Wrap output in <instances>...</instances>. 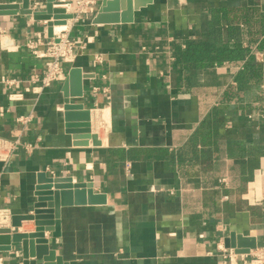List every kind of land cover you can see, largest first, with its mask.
Listing matches in <instances>:
<instances>
[{
    "label": "crops",
    "instance_id": "obj_1",
    "mask_svg": "<svg viewBox=\"0 0 264 264\" xmlns=\"http://www.w3.org/2000/svg\"><path fill=\"white\" fill-rule=\"evenodd\" d=\"M101 2L54 27L76 41V53L38 93L30 78L47 60L26 43L46 39L48 23L0 16V80H19L0 84V138L35 144L0 162V227L30 212L41 175L70 177L107 196L103 204L64 206L60 237L45 231L70 264H241L221 250L233 249L225 246L232 232L264 245V0H139L133 21L95 24ZM189 41L250 46L263 65L260 80L238 81L249 54L188 68L177 52ZM72 68L81 71L82 96H73ZM11 91L24 98L10 100ZM232 91L237 96L225 100ZM66 95L90 109L100 145L75 144L84 139L67 128ZM28 114L22 130L16 119ZM35 230L34 220H23L18 233ZM21 254L20 244L0 252L3 264H23Z\"/></svg>",
    "mask_w": 264,
    "mask_h": 264
},
{
    "label": "water",
    "instance_id": "obj_2",
    "mask_svg": "<svg viewBox=\"0 0 264 264\" xmlns=\"http://www.w3.org/2000/svg\"><path fill=\"white\" fill-rule=\"evenodd\" d=\"M127 2L126 8L124 2ZM150 1V0H149ZM56 0H46V9H34L36 0H21V2L0 3V16L3 15H30L35 21H47L48 37H55L54 27L66 25L68 19H72L74 14L64 6H55ZM144 3L139 0H102L100 8L93 17V23H119L131 22L134 20V11L138 10ZM119 14V11H123ZM125 10L127 12H125ZM69 82L75 87L73 96H82L81 71L79 68H72L69 73ZM66 125L69 132L74 133V137L80 140L75 142L78 145H88L90 139L93 145H100L101 142L97 134L91 133L90 109L84 104L73 102L66 95ZM74 110H78L77 114ZM80 119V120H78ZM78 120V121H77ZM90 182L73 183V179L40 176L39 186H37V200L33 203L32 209L27 214L12 215V227H0V252L12 250L13 244H20L23 264H70L64 260L63 256L57 255L55 244L44 238L45 231H51L52 238L61 236V212L67 205L97 203L103 204L107 201V196L94 192ZM23 220H34L36 230L31 233H18ZM246 241H251V243ZM226 248H233L237 253H249L257 248L256 239L246 240L243 235L232 232L225 240Z\"/></svg>",
    "mask_w": 264,
    "mask_h": 264
},
{
    "label": "built area",
    "instance_id": "obj_3",
    "mask_svg": "<svg viewBox=\"0 0 264 264\" xmlns=\"http://www.w3.org/2000/svg\"><path fill=\"white\" fill-rule=\"evenodd\" d=\"M96 0H67L63 6L74 14L73 19L81 18L82 14L87 9L95 10ZM36 9V4L33 7ZM11 38L6 37L1 41L2 48L9 49L13 46ZM26 45L39 57L47 60L46 70L43 74H33L30 78L34 83L35 92L38 93L44 88L49 87L54 82L59 80L65 74L64 62L73 57L76 53V41L70 38L66 32H60L54 37H46L44 40L28 39ZM43 46V47H41ZM19 82L16 78L2 77L0 84H6L9 87L16 85ZM95 89H98L97 87ZM10 100H22L24 94L21 91H11L8 95ZM31 114L20 115L16 119L21 125L22 130L26 129L32 121ZM24 147L27 151H33L35 144L26 142L22 139V135L15 138H0V162L8 163L16 150ZM221 182L226 183V178L221 179ZM223 254L229 258H240L241 264H264V245L257 246L249 253H237L235 250L221 249ZM227 252V253H225ZM4 257L0 256V264H3Z\"/></svg>",
    "mask_w": 264,
    "mask_h": 264
},
{
    "label": "trees",
    "instance_id": "obj_4",
    "mask_svg": "<svg viewBox=\"0 0 264 264\" xmlns=\"http://www.w3.org/2000/svg\"><path fill=\"white\" fill-rule=\"evenodd\" d=\"M258 49L264 52V39ZM248 54L249 58L238 75L239 83L244 85L250 81H259L262 76L263 65L255 62V56L251 54L250 46H215L212 42L189 41L183 50L177 52V58L181 64L184 63L188 68H199L224 60L236 62L244 59ZM237 93L238 91L228 92L225 94V100L234 99Z\"/></svg>",
    "mask_w": 264,
    "mask_h": 264
},
{
    "label": "bare ground",
    "instance_id": "obj_5",
    "mask_svg": "<svg viewBox=\"0 0 264 264\" xmlns=\"http://www.w3.org/2000/svg\"><path fill=\"white\" fill-rule=\"evenodd\" d=\"M57 27V26H56ZM65 29V28H64Z\"/></svg>",
    "mask_w": 264,
    "mask_h": 264
}]
</instances>
